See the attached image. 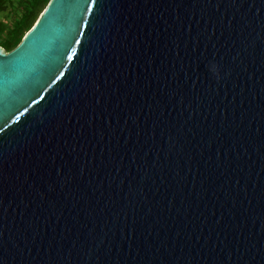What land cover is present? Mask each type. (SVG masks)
Wrapping results in <instances>:
<instances>
[{"label": "water", "instance_id": "water-1", "mask_svg": "<svg viewBox=\"0 0 264 264\" xmlns=\"http://www.w3.org/2000/svg\"><path fill=\"white\" fill-rule=\"evenodd\" d=\"M0 128V264H264V0H50Z\"/></svg>", "mask_w": 264, "mask_h": 264}, {"label": "trees", "instance_id": "trees-1", "mask_svg": "<svg viewBox=\"0 0 264 264\" xmlns=\"http://www.w3.org/2000/svg\"><path fill=\"white\" fill-rule=\"evenodd\" d=\"M50 0H0V47L14 49Z\"/></svg>", "mask_w": 264, "mask_h": 264}, {"label": "snow or ice", "instance_id": "snow-or-ice-1", "mask_svg": "<svg viewBox=\"0 0 264 264\" xmlns=\"http://www.w3.org/2000/svg\"><path fill=\"white\" fill-rule=\"evenodd\" d=\"M92 3L95 4L96 0H92ZM69 58H71V57H69ZM60 75H63V73H60ZM57 79H59V77H57ZM33 102H35V101H33ZM0 131H3V128H0Z\"/></svg>", "mask_w": 264, "mask_h": 264}]
</instances>
